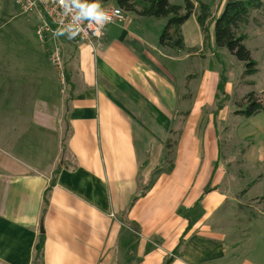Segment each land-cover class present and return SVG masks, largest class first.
Masks as SVG:
<instances>
[{"label": "crops", "instance_id": "crops-1", "mask_svg": "<svg viewBox=\"0 0 264 264\" xmlns=\"http://www.w3.org/2000/svg\"><path fill=\"white\" fill-rule=\"evenodd\" d=\"M148 22L124 13L93 50L40 40L41 14L0 0V264H32L41 236L42 264H261L235 252L234 212H222L246 207L238 178L264 168V114H235L250 92L231 101L243 65L233 85L195 16L182 51L161 47Z\"/></svg>", "mask_w": 264, "mask_h": 264}, {"label": "trees", "instance_id": "trees-1", "mask_svg": "<svg viewBox=\"0 0 264 264\" xmlns=\"http://www.w3.org/2000/svg\"><path fill=\"white\" fill-rule=\"evenodd\" d=\"M109 0H100V3H107ZM116 7L124 13H134L140 18L164 21V28L158 37V44L170 50L182 51L184 49L182 26L191 16H195L197 25L200 28L205 41L209 34V25L213 28L214 43L217 48L226 50L244 68L243 77H251L257 72V64L252 59L250 51L246 48V36L240 31L247 27L254 13L264 15V0H225L219 16L212 19L211 6L190 0H184L182 6L170 4L168 0H113ZM92 2V0H89ZM226 79L221 77L218 90L223 92ZM248 85L253 83L248 82ZM240 110L236 115L250 118L264 114V94L261 96L250 92L239 103L235 104ZM167 156L171 155L172 146L169 142L165 145ZM169 164L170 161L168 162ZM49 190V189H48ZM43 199V213L48 205L47 192ZM209 189L207 188L206 191ZM139 195L135 196V202ZM44 237L41 236L35 247L32 264H42ZM175 254V253H173ZM174 256V255H172ZM172 258L166 260L165 264H171Z\"/></svg>", "mask_w": 264, "mask_h": 264}, {"label": "rangeland", "instance_id": "rangeland-1", "mask_svg": "<svg viewBox=\"0 0 264 264\" xmlns=\"http://www.w3.org/2000/svg\"><path fill=\"white\" fill-rule=\"evenodd\" d=\"M191 2L195 3V6L198 2L206 4L211 6V12H212V19H215L219 16L220 12L222 11L223 5L225 3V0H190ZM175 5L182 6L184 3V0H173ZM24 13V12H22ZM30 13V12H29ZM28 13V14H29ZM27 15V14H26ZM147 19V18H146ZM148 26V29L151 33L156 34L157 36L162 32L164 28V21H155L152 20V22L146 23ZM194 24L193 20L188 22L186 24V27L191 28V25ZM209 34L207 37V40L205 41L203 36V41L205 46L209 43L210 37H211V29L213 31L212 25H209ZM105 30V29H104ZM202 34V33H201ZM240 34L246 36V48L250 51L252 59L257 64V72L252 75L251 77H243V73L241 76V83L243 84H236L235 79L240 75V69L241 65L237 64L238 62L226 51L221 50L220 58L223 62L226 70H227V78L232 82L233 85H237V95L235 98H232L231 101L237 102L238 94L243 95L247 94V92L254 91L258 95L264 94V92H260L262 89H264V15H261L259 13H254L252 15L251 21L248 24L247 27L243 28L240 31ZM62 39L66 40L68 43L69 41L63 37ZM204 46V47H205ZM61 52V49H60ZM59 53V51H58ZM62 53V52H61ZM54 52L52 53V63L53 67L54 65V58H53ZM59 60L61 61L62 68V56L59 53ZM210 65V63H209ZM208 65V66H209ZM188 64L180 63L179 68V78L181 75L187 71L189 67H187ZM213 63L212 72L217 73L219 75V69ZM55 73H62V71L58 68H53ZM202 70L199 72V75L203 71L210 70L209 67L207 68H201ZM53 72V74H55ZM58 75V74H57ZM248 82L253 83V85H248ZM253 88V89H251ZM251 90V91H249ZM242 100V99H241ZM233 102V103H234ZM172 145V140H167ZM166 149V148H165ZM172 150V149H171ZM168 152V150H166ZM168 162H172V151L171 155L167 156ZM167 162V169L171 168V164ZM229 166V172L232 171L233 164H228ZM253 174H257L258 177L255 182L253 181V175L248 176L247 178L250 180L243 181L241 178H238V183L244 186L245 191L239 195V198H241L240 203L242 205L244 204L246 207L242 206H236L233 205L235 210H232L231 205H228L227 208H223L222 212L226 213V209L230 212H234V217L232 220L229 221L228 225L226 226L225 230L227 234L229 235V239L234 240L235 243L238 244V246L235 247V252L238 255L241 256H247L252 255L257 256L258 261L261 264H264V168L258 167L257 171L253 172ZM134 231V230H133ZM172 258L173 261L171 264L174 263L175 255L174 256H167L163 260V264H165L166 260ZM138 260L135 259L133 261V264H138Z\"/></svg>", "mask_w": 264, "mask_h": 264}, {"label": "built area", "instance_id": "built-area-1", "mask_svg": "<svg viewBox=\"0 0 264 264\" xmlns=\"http://www.w3.org/2000/svg\"><path fill=\"white\" fill-rule=\"evenodd\" d=\"M15 4L20 8V10L24 13L35 12L38 11L42 17V24L40 28L37 30V37L41 40L46 33L54 36V32L58 27L66 28L68 23L72 21V16L75 14V10L65 16L63 14V10L58 4L57 0H14ZM109 12V14L113 15V20L111 23L106 24L102 31V38L104 36V29L116 22H120L124 20V12L117 7L107 8L105 9ZM119 10V15H114V13ZM80 28L83 29L82 32L74 36L72 39H69V32H65L64 35L59 36L67 39L73 43H83L85 45H91L93 50L97 49L98 43L102 40V38L98 39L93 33L95 29V25H93L92 29H89L87 21L78 22ZM56 37V36H54ZM58 51L54 52V65L56 68L62 71V64L59 60Z\"/></svg>", "mask_w": 264, "mask_h": 264}, {"label": "clouds", "instance_id": "clouds-1", "mask_svg": "<svg viewBox=\"0 0 264 264\" xmlns=\"http://www.w3.org/2000/svg\"><path fill=\"white\" fill-rule=\"evenodd\" d=\"M57 2L65 16L71 14L74 10L75 14L66 28L58 27L55 30L54 36L56 37L64 35L67 31L70 33L68 38L72 39L83 31L78 22L87 21L89 29H92L93 25L96 26L93 34L100 39L103 35L101 31L103 27L113 20V15L102 7L100 0H92V2H89V0H57ZM114 15L118 16L119 10Z\"/></svg>", "mask_w": 264, "mask_h": 264}, {"label": "water", "instance_id": "water-1", "mask_svg": "<svg viewBox=\"0 0 264 264\" xmlns=\"http://www.w3.org/2000/svg\"><path fill=\"white\" fill-rule=\"evenodd\" d=\"M64 166H65V168H66V164H63ZM39 233L40 234H43V227H42V224H40V228H39Z\"/></svg>", "mask_w": 264, "mask_h": 264}]
</instances>
